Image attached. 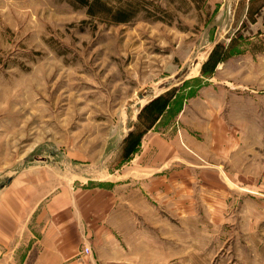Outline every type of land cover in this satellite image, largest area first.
<instances>
[{"label":"rangeland","instance_id":"obj_1","mask_svg":"<svg viewBox=\"0 0 264 264\" xmlns=\"http://www.w3.org/2000/svg\"><path fill=\"white\" fill-rule=\"evenodd\" d=\"M90 1L0 0V181H68L94 264H264V0Z\"/></svg>","mask_w":264,"mask_h":264},{"label":"crops","instance_id":"obj_2","mask_svg":"<svg viewBox=\"0 0 264 264\" xmlns=\"http://www.w3.org/2000/svg\"><path fill=\"white\" fill-rule=\"evenodd\" d=\"M129 173L131 181L138 177L137 170ZM122 182L111 186L118 190L114 191L116 201L138 200V185ZM96 189L99 191L92 189L89 193L98 195L94 198L100 203L98 212L102 206L107 208L109 193L113 192L108 188ZM79 202L80 192L68 181L60 185L53 176L1 180L0 264L14 261L21 248L27 253L33 250L32 264H94V254H84L82 250L89 247L93 232L101 233V228H94L101 226V222L90 220L87 216L92 209Z\"/></svg>","mask_w":264,"mask_h":264},{"label":"trees","instance_id":"obj_3","mask_svg":"<svg viewBox=\"0 0 264 264\" xmlns=\"http://www.w3.org/2000/svg\"><path fill=\"white\" fill-rule=\"evenodd\" d=\"M93 7H95V3H93L92 0L88 3L86 12L89 15L96 16V14L93 13ZM135 9H137V7L132 3L119 4L116 5L114 9H107L106 12L103 14L105 17L108 18V21L112 24L127 23L135 16Z\"/></svg>","mask_w":264,"mask_h":264},{"label":"built area","instance_id":"obj_4","mask_svg":"<svg viewBox=\"0 0 264 264\" xmlns=\"http://www.w3.org/2000/svg\"><path fill=\"white\" fill-rule=\"evenodd\" d=\"M84 250H85V252H87V251H88V249H87V248H84Z\"/></svg>","mask_w":264,"mask_h":264}]
</instances>
